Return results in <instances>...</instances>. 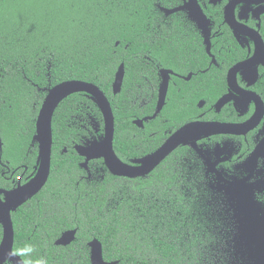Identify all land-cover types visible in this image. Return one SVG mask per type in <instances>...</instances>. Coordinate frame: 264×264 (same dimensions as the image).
<instances>
[{
    "label": "trees",
    "instance_id": "trees-1",
    "mask_svg": "<svg viewBox=\"0 0 264 264\" xmlns=\"http://www.w3.org/2000/svg\"><path fill=\"white\" fill-rule=\"evenodd\" d=\"M157 4L164 0H0V139L11 169L34 171L37 113L47 90L69 80L94 84L108 99L113 150L122 162L137 165L164 142L162 113L143 128L134 125L153 112L149 99L164 69ZM121 63L124 78L114 95ZM137 97L140 107L132 104ZM51 127L49 177L37 210L23 220L16 214L14 249L30 243L46 264H90L87 244L96 239L104 261L117 264H252L227 188L192 150L180 146L148 175L127 179L111 175L102 159L89 162L88 171L81 166L75 146L99 142L104 133L91 96L64 99ZM69 230H76L73 242L55 245Z\"/></svg>",
    "mask_w": 264,
    "mask_h": 264
},
{
    "label": "flooded vegetation",
    "instance_id": "flooded-vegetation-1",
    "mask_svg": "<svg viewBox=\"0 0 264 264\" xmlns=\"http://www.w3.org/2000/svg\"><path fill=\"white\" fill-rule=\"evenodd\" d=\"M195 3L199 15L198 9L189 5L190 0H164V7L155 5L164 13V69L159 75L164 70L168 83L157 115L162 113L164 118L165 140L189 123L235 127L232 132L180 146L192 150L228 193L236 187L223 184L211 168L229 183L245 179V188L251 190L264 214V0ZM158 90L156 97L149 99L153 112L136 120L142 121L139 128L157 117L151 119ZM137 100L133 99V106H142ZM3 145L0 139V204L6 193L26 185L37 170V160L32 172L23 165L11 169L2 159ZM20 167L24 172L16 175ZM37 195L10 211L13 231L17 213L18 220H23L25 213L37 210ZM2 236L0 219V243ZM2 264L15 263L6 259Z\"/></svg>",
    "mask_w": 264,
    "mask_h": 264
},
{
    "label": "water",
    "instance_id": "water-1",
    "mask_svg": "<svg viewBox=\"0 0 264 264\" xmlns=\"http://www.w3.org/2000/svg\"><path fill=\"white\" fill-rule=\"evenodd\" d=\"M190 6L198 9L195 0H190ZM164 70L160 71L161 84L158 90V104L154 118L164 103V96L167 90L168 77ZM124 78V65L121 63L114 75L112 83V92L114 95L121 90ZM75 93H85L91 96L98 105L103 119V139L99 142H91L88 145H76L75 152L84 159L82 167L87 170L89 162L102 159L105 168L115 177L127 179H137L151 173L158 165H160L173 151L180 145L186 143L192 144L201 137H208L219 133L232 132L235 127L218 123H189L182 126L165 142H163L154 152L146 155L138 160L137 165H129L122 162L113 150L114 138V117L108 99L103 92L94 84L69 80L61 82L48 89L43 102L37 113L35 121L34 141L37 143V170L33 178L24 186L5 194L4 202L0 204V219L3 226V236L0 243V264L6 258L15 264H20L19 257H8L13 248L14 231L10 218V211L15 210L22 203L32 198L40 192L46 184L51 165V149H52V117L59 104ZM224 100V99H223ZM134 125L142 127V121L134 122ZM255 159V157H253ZM218 180L223 184L233 185L236 187L228 193L231 209L244 227L242 237L250 244L247 255L252 264H264V217L259 213V207L252 197L251 190L245 188V179L235 183H229L224 180L221 175L210 169ZM76 230L65 231L55 241L57 246H67L73 242ZM89 248L90 264H117V262H105L102 254V246L96 239H92L87 244Z\"/></svg>",
    "mask_w": 264,
    "mask_h": 264
},
{
    "label": "clouds",
    "instance_id": "clouds-1",
    "mask_svg": "<svg viewBox=\"0 0 264 264\" xmlns=\"http://www.w3.org/2000/svg\"><path fill=\"white\" fill-rule=\"evenodd\" d=\"M35 247L28 243L23 247L15 248L10 251L8 257H19L20 264H46V261L40 257H34ZM7 259V258H6Z\"/></svg>",
    "mask_w": 264,
    "mask_h": 264
}]
</instances>
